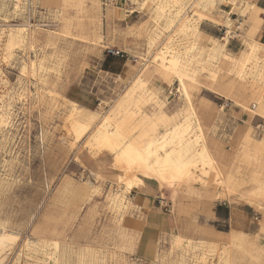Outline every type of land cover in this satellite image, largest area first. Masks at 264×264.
<instances>
[{
    "label": "rangeland",
    "instance_id": "rangeland-1",
    "mask_svg": "<svg viewBox=\"0 0 264 264\" xmlns=\"http://www.w3.org/2000/svg\"><path fill=\"white\" fill-rule=\"evenodd\" d=\"M17 1L0 0V117L4 111L9 114L6 124L0 120V231L5 226L6 230L17 234L15 242L0 255V264H58L50 257L54 240L65 241L69 248V264H183L186 257L188 264H204L203 254L208 264H217L222 260L220 252L227 244L224 239L215 238L216 229L245 231L264 245V232L260 229L264 221V202L250 206L244 201L231 200L230 194L223 193V184L218 186L213 182L215 170L209 168L200 201L187 196L183 200L188 204L177 206L176 201L185 190V186L178 183L169 187L159 185L151 193L165 201L159 205L172 217L173 232L163 239L153 260L140 259L135 255L138 237H131L133 231L124 224V218L132 214L134 205L129 204L127 208L123 205L134 201L132 193L144 191L127 190L125 169L113 165V155L106 149L96 153L91 147L98 123L79 138L71 127V104L65 98L78 102L89 111L100 112L102 118L113 113L133 77L143 72L147 73L145 80H148L143 89L153 97L151 103H162L168 112L175 111L179 104L184 109L187 102L178 90L176 75L159 73L156 57L169 43L181 44V47L190 43L176 30L185 19L195 22L199 7L180 11L181 20L174 28L165 29L166 16L174 17L178 9L170 4L161 12L159 1L128 0V12L124 10L126 0H21L15 7ZM250 3L258 6L255 0H215L211 4L214 7L210 10L216 18L201 21L199 26L208 34V43L215 45L214 54L223 42H228L227 48L238 54L248 24ZM108 10L112 11V18L108 17ZM133 11H141L142 25L122 26V18L118 16ZM24 27L29 39L30 33L37 34L36 48L16 47L13 56L8 57L4 49L8 34ZM77 35H87L89 40H82ZM96 37L101 38L100 42H93ZM152 37L156 39L154 44H150ZM201 37L199 42L203 44L206 41L204 35ZM258 40L264 43L263 33ZM49 41L55 45H49ZM109 49L126 51L127 76L102 70L100 62ZM62 50L70 54L62 72L52 70L47 76L48 86L37 83L31 61L36 56H43L45 64L55 68ZM228 61L229 58L223 59L222 66L226 67ZM208 75L206 70L202 71L203 84H192L189 88L194 105H206L203 121L209 132L208 136L205 129L207 145L214 156L217 150L223 160L230 159L234 152L246 156L245 161H239L241 156H236L240 162L238 167L236 163L233 166L237 178L246 174L241 168L244 165L252 166L258 176L263 152L249 146L259 142L255 138H264V107L258 103L252 110L253 99L245 100L238 94L245 89L240 83L235 85L232 96L209 87ZM154 88L162 91L163 102L156 101ZM50 89L61 95L49 92ZM228 101L230 105L225 106ZM183 116L178 115L175 121L185 120ZM199 122L194 119L189 122L192 131L186 138L195 135L194 129ZM170 124L166 120L160 121L158 130L169 132ZM130 140L131 137L123 139L118 151ZM231 169L229 174H232ZM203 170L200 166L195 172L204 175ZM211 198L218 201L202 209L203 201ZM217 205L227 219L216 216ZM93 211L88 225L84 224ZM234 211L238 212L235 216ZM87 226L89 230L85 232ZM127 231L129 235H126ZM180 231L192 236L195 242L203 240L215 246L214 250L210 252L206 247L191 250L188 258L182 247L184 243H173L174 234ZM33 239L39 240L38 245L27 248ZM85 250H89V256L81 257Z\"/></svg>",
    "mask_w": 264,
    "mask_h": 264
},
{
    "label": "bare ground",
    "instance_id": "bare-ground-1",
    "mask_svg": "<svg viewBox=\"0 0 264 264\" xmlns=\"http://www.w3.org/2000/svg\"><path fill=\"white\" fill-rule=\"evenodd\" d=\"M20 1L18 0L15 3V7L20 5ZM64 1L66 2V0ZM152 1H159L161 12H164L165 8L170 4L178 9L174 17L166 16L167 25L164 27L165 29L170 27L174 28L181 20V17L178 16L180 11L187 10L191 6L200 8L197 11L195 22H192L190 19H185L181 22L178 30H176L179 36L187 38L190 40V43L184 47H181V44L175 46L169 43L156 57V70L161 74L167 72L174 73L179 81L178 90L182 92L187 102V106L179 114L184 115V123H179L169 132L165 131L162 133L158 130V123L163 120L168 121L167 115L161 114L155 120L147 117L143 108L146 109L153 97L143 89L144 85L148 83V80H145L147 79V73L143 72L133 77L131 85L117 103L113 113L104 115L102 118L100 112L89 111L75 101L68 99V97L65 98V101L71 104L72 112L69 119L72 120L71 127L73 133L79 138L92 130L93 126L98 123L97 127L94 128L91 147L96 153L106 149L108 154L113 155V165L125 169L124 179L128 185L127 190H139L147 181L151 180H154L157 186L165 185L169 187V185L175 183L182 184L185 186L184 193L179 197L178 202L176 201L177 206L182 207L188 204L185 203L183 197L188 196L198 198V200L202 198L205 192V186L207 185L205 178L209 174L210 168L215 170L214 177H212L213 182L218 186L223 184V193L225 195H232L233 192L245 183L257 182L258 176L253 175L250 181L237 178L235 175L229 174L230 166L224 164L213 155L207 145L205 128L199 122L202 116L193 103V94L189 91V88L192 84H203L201 72L206 70L209 73L207 76L209 87L220 90L227 96H232L235 85L240 83L245 88L244 93L251 94V98L254 101L252 110L257 107L258 103L264 107V43L255 39V35L262 24L261 18L256 14L258 6L255 3H250V11L247 14L248 24L244 32V40L242 41L243 48L239 54L232 55L227 52V42L219 45L217 47V53L214 54L212 51L215 45L212 43L208 46L209 37L200 30L199 22L205 19L207 7L214 4L215 0ZM107 15L111 17L112 11L108 10ZM30 35L32 36L29 39L25 27L16 31H10L4 43L6 55L12 57L16 47L36 48L37 34L30 33ZM202 35H204L206 41L203 44L199 42ZM76 37L82 40H89L87 35H77ZM97 37L93 40L94 43L100 42L101 38ZM155 40L154 37L150 38V44H154ZM49 45L55 44L49 41ZM207 50L208 53H206ZM68 52L65 50L59 51V62L55 68L47 66L48 64H45V58L43 56H36V59L31 61L30 66L32 67L34 78L38 81L37 83L48 86V82L50 81H47V76H49L52 70L62 72V68L65 67L70 58ZM225 58H229V61L226 67H223L222 62ZM26 67L27 65L24 63V68ZM140 76H144L145 78L141 79ZM49 92L61 95V93L53 89H50ZM52 96L54 95L52 94ZM119 114L124 115L119 117ZM8 119L9 114L7 111H4L1 114L0 120L6 124ZM192 119L199 122L198 125L196 124L198 127L194 136L186 138L187 131L189 130V122ZM156 131H159L158 134H155ZM126 137H131V140L122 150L118 151L119 145ZM249 147L252 149L251 145ZM161 151H165L164 154H161ZM200 166L204 169V175H199L195 172L196 168ZM197 202L195 205H197ZM4 227L0 231V255L17 238V234L14 231L6 230V227ZM184 241L183 236L177 235L174 243L178 245H183L184 243L182 247L184 251H188L190 244ZM38 243L39 240L33 239L32 243H29V246L27 245V248L31 246L36 247ZM52 245L55 253L59 251V241H53ZM214 248L215 246L210 244L207 249L212 252ZM228 250L225 248L220 254V258L226 264H231L230 252ZM50 257L57 259L55 255H50ZM4 258H1V260ZM202 259L204 264H208L206 262L207 260H205V254H203Z\"/></svg>",
    "mask_w": 264,
    "mask_h": 264
},
{
    "label": "crops",
    "instance_id": "crops-1",
    "mask_svg": "<svg viewBox=\"0 0 264 264\" xmlns=\"http://www.w3.org/2000/svg\"><path fill=\"white\" fill-rule=\"evenodd\" d=\"M258 2V7L256 14L261 18L262 24L260 25L256 35L255 39L258 40V36L263 33L264 34V0H255ZM129 1L126 0V3L124 4V10L128 12L130 10V4L128 3ZM214 7V5H210L207 8V14L204 20L206 19H215V14L214 11L210 10V7ZM236 15V14H234ZM233 15V20H235V16ZM121 17L122 19V26H126L128 24L130 27H140L143 23V16L141 15V11H133L130 14H127L126 16H118ZM203 20V21H204ZM205 33V32H204ZM206 34V33H205ZM208 36V34H206ZM259 41V40H258ZM261 42V41H260ZM263 43V42H262ZM228 44V42H227ZM211 44L208 43V46ZM234 47V46H233ZM243 48V44H242ZM242 48L239 50L238 54L241 52ZM124 51V50H120ZM124 55H112L110 53H107L105 57L101 60L100 66L103 71L110 72L112 74L116 75H125L127 76L129 74L128 70V65H127V53L124 51ZM227 52L235 55L234 51L231 49L227 48ZM209 74V73H208ZM207 77V76H206ZM202 80V78H201ZM157 90V91H156ZM160 92V93H159ZM161 90L158 88H154V93L153 95L157 98L156 101H162L163 100L160 98ZM245 90H243L241 93H238L239 96L244 97L245 100L247 98L251 97L250 93H244ZM159 93V94H158ZM221 93V92H220ZM222 94V93H221ZM236 94V97L238 96ZM223 95V94H222ZM235 95V94H234ZM244 95V96H243ZM155 98V99H156ZM82 101V100H80ZM76 102V101H75ZM78 103V102H76ZM79 104V103H78ZM80 105V104H79ZM197 109L201 113L202 116V125L206 129L208 136V127L204 123V112L206 110V105L204 104L203 106H197ZM83 107V106H82ZM86 109V108H85ZM183 110V106L179 104V107L173 111V112H168L165 110L163 107V104H157V103H150L146 109H144V113L154 119L161 114H166L168 117V124L171 123L169 126V130H172L177 124L184 123V120H176L180 112ZM193 120V119H192ZM191 120V121H192ZM190 121V122H191ZM195 121V120H194ZM196 122V121H195ZM186 124V123H185ZM198 125V124H197ZM195 127L194 131L196 132L197 126ZM192 131L191 129V123H189V130L187 131L188 134H190ZM187 136V134H186ZM192 137V136H191ZM255 138V137H254ZM256 141H259L257 143L250 144L254 151L261 150L262 153V158H261V165L260 169L258 172L260 174L258 175V181L257 182H248L246 185L244 184L243 186L239 187L235 192L232 193L230 196L231 200H239V201H244L246 204L250 206H256L257 204H260L261 202H264V138L260 137L259 139H256ZM262 140V141H261ZM241 156V157H236V156ZM215 156L218 160L223 162L224 164L230 166V169L232 167V174L236 175L233 170L234 169V164H237V167L240 165L239 161L246 160V156L243 154H236L234 152V155L230 157L228 160H223L222 156L219 154L217 150H215ZM238 158V160H236ZM243 170L246 171V174L243 175V178L246 181H250L253 175H255L254 168L252 166L244 165L241 167ZM238 169H236L237 171ZM244 176L246 178H244ZM158 188L157 183L154 180L147 181L139 190L144 191L142 192H135L132 193V198L134 199L133 202H125L123 205L124 207H128L129 204L134 205L133 207V212L132 214L126 215L124 218V224L126 227L130 230L133 231L130 233L132 236L131 237H138L137 240V245H136V252L135 255L139 257L140 259L144 261H150L153 260L158 252L161 249V244L163 239H165L166 236L170 235L171 232H173V223H172V217L170 216L169 213H166L163 209L162 206L159 205L161 197H154L151 193H154L156 189ZM236 194V196H235ZM217 200L213 201L211 198L210 201H203V207L208 208L211 206V204L215 203ZM165 203V201H162ZM169 202V201H166ZM256 204V205H255ZM258 206V205H257ZM200 209V208H199ZM201 210V209H200ZM242 211V210H240ZM94 212V211H93ZM90 215L86 219V222L84 224L88 225V220L94 216V213ZM215 214L218 218L220 219H227L228 216L226 214H222L219 211V205L216 206ZM235 214H238L237 211H234V216ZM231 213H229V216ZM189 220V219H188ZM190 222V221H189ZM197 222V221H196ZM244 223H247L246 220H243ZM178 223L180 224V218L178 219ZM183 223V222H182ZM260 229L262 232H264V221L261 223ZM89 230L88 226L85 227V232ZM120 234V233H119ZM126 235H129V231L126 232ZM177 235H181L185 239V243H189V250H185V254L189 257V254L191 253L190 251L192 250L195 251L197 249H202L205 247L208 248L210 246L209 243L200 240L198 242L194 241V238L192 236H187L183 231H180L179 233L174 234V239L173 243L177 238ZM120 236H123V234H120ZM214 236L216 239H224L226 241V247L229 249L228 251L230 252V263L231 264H264V245L260 243L259 239L257 237H250L247 232L241 231V230H234L230 232H223L221 230H217L214 233ZM54 241H59L60 242V248L59 251L55 253L53 251V255L57 256V261L58 264H69L70 260V255H69V248L68 246L65 245V241H60V240H54ZM196 243V244H195ZM54 248V247H53ZM224 248V249H225ZM220 252V254L223 252V250ZM54 250V249H53ZM89 250H85L81 257H88L89 256ZM195 255V254H194ZM199 255V254H197ZM86 260V259H85ZM84 260V261H85ZM189 259L184 260L183 264H188ZM217 264H225L224 260H219Z\"/></svg>",
    "mask_w": 264,
    "mask_h": 264
},
{
    "label": "built area",
    "instance_id": "built-area-1",
    "mask_svg": "<svg viewBox=\"0 0 264 264\" xmlns=\"http://www.w3.org/2000/svg\"><path fill=\"white\" fill-rule=\"evenodd\" d=\"M108 52L112 55H124V51H120L119 49H109ZM229 105L230 102L228 101L225 106H229ZM160 202H162L161 199Z\"/></svg>",
    "mask_w": 264,
    "mask_h": 264
}]
</instances>
